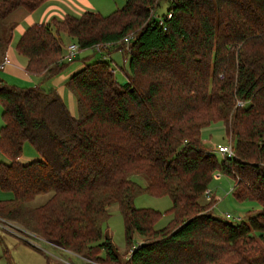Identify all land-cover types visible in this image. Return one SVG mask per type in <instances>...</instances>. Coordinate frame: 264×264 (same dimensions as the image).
<instances>
[{"label": "trees", "instance_id": "trees-1", "mask_svg": "<svg viewBox=\"0 0 264 264\" xmlns=\"http://www.w3.org/2000/svg\"><path fill=\"white\" fill-rule=\"evenodd\" d=\"M44 1L0 0V59L8 16ZM166 2L163 16L155 14L161 0H127L110 15H65L21 36L30 74L61 72L65 33L80 50L110 43L122 51L128 82L108 60L86 64L68 82L77 116L54 91L0 85V152L10 160L0 161V188L14 194L0 202V217L83 264H264V0ZM213 123L234 157L220 162L204 145ZM25 142L40 158L19 161ZM216 172L234 180L237 200L261 210L238 223L214 215L215 196L202 197ZM142 193L171 198L168 227H154L159 212L135 207ZM38 195L46 200L30 206ZM112 202L129 247L135 234L142 240L125 263L103 233Z\"/></svg>", "mask_w": 264, "mask_h": 264}, {"label": "rangeland", "instance_id": "rangeland-1", "mask_svg": "<svg viewBox=\"0 0 264 264\" xmlns=\"http://www.w3.org/2000/svg\"><path fill=\"white\" fill-rule=\"evenodd\" d=\"M126 1L127 0H88L92 7H90L88 3H83V7L87 8L85 11L98 12L103 16H107L122 9ZM166 13L167 2L166 0H161L160 6L156 9L155 14L156 16H163ZM62 40L64 44L69 42L63 37ZM111 52L113 53L111 57L112 61L110 62L114 71L117 73L115 76L124 84L128 82L126 77V73H128V63H124V58L126 56L122 52ZM100 59H103V54L93 48L81 50L77 59L72 64H65L66 69H64V72H69L75 66L74 70H76L84 62H92ZM2 110L3 106L0 102V132L3 125ZM201 138L206 148L211 152H213L214 147L219 144H230L224 128L220 123H213L204 129ZM216 156L220 162L225 158L218 154H216ZM21 157L22 161L26 163L40 158L36 148L30 142L25 143ZM26 157L29 158L27 159ZM0 161L8 162L10 160L6 155L0 152ZM217 174L218 172L214 174V178L208 187L212 196H215L217 200L213 206L212 213L214 215L238 223L246 220L250 212L261 210V204L255 200H237L234 196V191H232L234 189V180L230 176H225L224 174H221L220 179H217L215 178ZM217 177H219V175ZM134 178L140 185L144 186L146 184V180L143 177L134 176ZM13 197L14 194L11 191L0 188V202L11 200ZM202 199L203 201H208L209 198L202 197ZM45 200L46 195H38L30 202V206L40 205ZM134 205L138 209H151L160 213L159 220L154 224L156 229L168 227L174 220V214L171 212L172 201L167 195L156 196L148 193L138 194L134 199ZM108 210L110 216L103 224V233L111 237L118 254L122 257L121 262L125 263L142 240L135 234L131 243L132 245L129 247L126 239L124 219L118 204L112 202ZM18 225L19 224L14 221L2 222V226H6L5 228L7 229L0 228V264H83L76 256H70L62 249L50 244L40 237V239L37 238V235L26 232L27 230L25 231L21 225ZM133 246L134 248H132Z\"/></svg>", "mask_w": 264, "mask_h": 264}, {"label": "crops", "instance_id": "crops-1", "mask_svg": "<svg viewBox=\"0 0 264 264\" xmlns=\"http://www.w3.org/2000/svg\"><path fill=\"white\" fill-rule=\"evenodd\" d=\"M83 3H88V5L92 7L88 0H46L32 11H28L24 8H19L12 12L7 18V22H9L12 27L11 40L2 56V58L5 56L9 57V59L11 60V64L0 70V85H9L24 89L31 87H42L47 91H54L62 98L70 113L73 116H77L78 110L76 97L72 90L69 88L68 82L73 75L79 72L82 68L85 67L86 64L90 63L91 61L84 62L76 70H74L76 67L75 66L69 72H64V69H66L64 65L59 74L50 78H45V75H33L29 73V71L27 70L28 59L25 55L19 53L17 46L21 36L28 30V28L34 25L48 24L51 23L54 18L61 19L65 15L80 16L84 12H87L85 11L87 8L83 7ZM62 37L65 38V40L69 41L67 42V44H63L64 54L65 48L68 43L74 40L68 37L65 33L62 34ZM110 49L111 48L105 47L101 50L96 51H99V53L103 54L104 60L112 61L111 57L113 52H111ZM112 51L120 53L122 52L119 50ZM78 55L72 62H66V64H72L77 59ZM124 63H128V60H126L125 58ZM110 70H114L112 65ZM114 74L116 75L117 73L114 71ZM116 79L118 82H122L121 80H119V78ZM37 154L38 156H40L38 152ZM29 157L26 158L28 159ZM19 161L21 163H26L22 161V157L19 159Z\"/></svg>", "mask_w": 264, "mask_h": 264}, {"label": "built area", "instance_id": "built-area-1", "mask_svg": "<svg viewBox=\"0 0 264 264\" xmlns=\"http://www.w3.org/2000/svg\"><path fill=\"white\" fill-rule=\"evenodd\" d=\"M170 17H171V15L169 14L167 18L169 19ZM131 37H132V35H130L129 37L127 36L124 39L123 42L126 43V45H129V42L131 40ZM110 45H111L110 43H107V44H97V45L93 46V48L95 50H101L102 48L108 47ZM79 52H80V46H79V44L77 42H75V41H72V42L68 43V45L66 46L65 53L62 55L61 61L68 62V63L69 62H72L76 58V56L78 55ZM9 64H11V60L9 59V57H7V56L3 57L0 60V70L4 69ZM112 71L114 72V70H112ZM244 104H245L244 101L238 100L236 105L237 106H243ZM213 151L215 153H218V154L224 156V157H229L230 158V157H234L235 156V150H234V148H233V146H232L231 143L229 145H221V144H219V145H217V146L214 147V150ZM218 175H219V177H217ZM220 177H221V173L218 172V174L215 176V178L220 179ZM211 194L212 193H211L210 190H206L205 196L207 198H210L211 197ZM5 221L7 222V220H5L2 217H0V228L7 229V228H5L6 226L5 227L2 226V222L5 223ZM37 238H39V237H37Z\"/></svg>", "mask_w": 264, "mask_h": 264}]
</instances>
